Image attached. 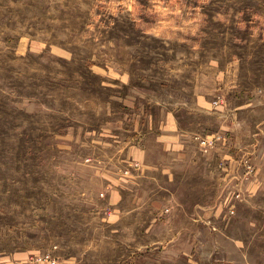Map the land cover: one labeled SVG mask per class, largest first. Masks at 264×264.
Wrapping results in <instances>:
<instances>
[{
	"label": "rangeland",
	"instance_id": "374dc122",
	"mask_svg": "<svg viewBox=\"0 0 264 264\" xmlns=\"http://www.w3.org/2000/svg\"><path fill=\"white\" fill-rule=\"evenodd\" d=\"M0 264H264V0H0Z\"/></svg>",
	"mask_w": 264,
	"mask_h": 264
},
{
	"label": "crops",
	"instance_id": "0c3cea01",
	"mask_svg": "<svg viewBox=\"0 0 264 264\" xmlns=\"http://www.w3.org/2000/svg\"><path fill=\"white\" fill-rule=\"evenodd\" d=\"M168 122H170V126H168V130H167L168 132L162 134V136L160 135V137H162V139H164L166 142H169V141L171 142V145L169 146L170 149H172L171 147L181 148L183 145L181 144L182 141L180 139V135L178 133H176V131H173L174 129H177L178 121L176 120L175 117H173L172 119L169 118V120L166 123H168ZM173 123H174V126H173ZM164 129H166V128L164 127ZM134 152L136 153L135 154L136 157L137 156H139V158L141 157V159H139V160L143 164V169L141 171L142 173H141L140 179L149 178L150 181L159 183L157 174L163 173L167 176V185L170 184L171 182H173V180L176 176L173 168H171L170 166H168L166 164L149 163L146 160L147 150L145 148H142V147H140V149L136 148L134 150ZM159 187H160V189L165 188L164 185H159ZM166 188H167V186H166ZM169 200L172 201L173 198H170ZM157 203H159V201Z\"/></svg>",
	"mask_w": 264,
	"mask_h": 264
},
{
	"label": "built area",
	"instance_id": "2783aa9c",
	"mask_svg": "<svg viewBox=\"0 0 264 264\" xmlns=\"http://www.w3.org/2000/svg\"><path fill=\"white\" fill-rule=\"evenodd\" d=\"M47 258H50V255H46V259H47Z\"/></svg>",
	"mask_w": 264,
	"mask_h": 264
}]
</instances>
